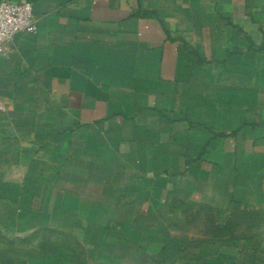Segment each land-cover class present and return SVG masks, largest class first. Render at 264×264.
<instances>
[{"label": "crops", "instance_id": "obj_1", "mask_svg": "<svg viewBox=\"0 0 264 264\" xmlns=\"http://www.w3.org/2000/svg\"><path fill=\"white\" fill-rule=\"evenodd\" d=\"M27 1L38 32L0 55L3 216L82 218L93 244L126 203L237 207L245 264H264V0Z\"/></svg>", "mask_w": 264, "mask_h": 264}, {"label": "rangeland", "instance_id": "obj_2", "mask_svg": "<svg viewBox=\"0 0 264 264\" xmlns=\"http://www.w3.org/2000/svg\"><path fill=\"white\" fill-rule=\"evenodd\" d=\"M102 190L95 187L86 196L107 200L109 194L103 195ZM209 193L206 189L193 197L200 200ZM185 205L171 203L164 211L131 218L128 215L137 211L139 205L126 203L121 207L125 215L121 219L127 221V226L121 234L103 232L93 244L92 235L83 229L82 218L51 217L47 209L37 217L6 218L3 214L7 209L0 205V264H28L47 257L58 258L61 264H197L196 257L174 254L177 250L170 247L180 241L193 248L189 251L202 249L208 259L218 263L245 264V218L237 207L227 210L237 215L233 217L223 216L224 211L216 218L210 217L208 209L199 212L194 207L180 216ZM146 206H140L144 213ZM107 224L104 225L110 227L112 223ZM17 226L23 230L17 231ZM219 245L222 249H217Z\"/></svg>", "mask_w": 264, "mask_h": 264}, {"label": "built area", "instance_id": "obj_3", "mask_svg": "<svg viewBox=\"0 0 264 264\" xmlns=\"http://www.w3.org/2000/svg\"><path fill=\"white\" fill-rule=\"evenodd\" d=\"M37 32L38 25L31 1H0V55L5 54L7 42L15 35L20 33L35 35Z\"/></svg>", "mask_w": 264, "mask_h": 264}, {"label": "trees", "instance_id": "obj_4", "mask_svg": "<svg viewBox=\"0 0 264 264\" xmlns=\"http://www.w3.org/2000/svg\"><path fill=\"white\" fill-rule=\"evenodd\" d=\"M174 254H176V255H177V251H175V250H174Z\"/></svg>", "mask_w": 264, "mask_h": 264}]
</instances>
